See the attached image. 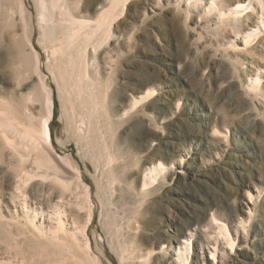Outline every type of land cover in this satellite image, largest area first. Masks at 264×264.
Instances as JSON below:
<instances>
[{
	"label": "rangeland",
	"instance_id": "rangeland-1",
	"mask_svg": "<svg viewBox=\"0 0 264 264\" xmlns=\"http://www.w3.org/2000/svg\"><path fill=\"white\" fill-rule=\"evenodd\" d=\"M24 1L33 12V43L53 90L56 150L74 159L95 192L94 179L97 174L101 177L100 168H95L90 150L84 145L81 148L73 136L74 139L67 135V102L65 95H61L62 85L58 86L61 81L59 77L54 79L51 73L54 61L39 39L41 28L35 1ZM77 1V10L84 11L83 17L90 21L111 3V0ZM221 1L226 9L234 3L248 2ZM5 2L8 1L0 0V6L4 7ZM209 2L205 0L192 8L187 16L186 6L183 3L179 6L178 0H128L122 15L113 19L109 40L105 39L97 48H88L92 76L99 74L94 77L110 80L107 97L111 100L107 101L114 124L109 133L120 160L124 159L120 189L116 186L118 190L113 188L111 192L114 204L118 203L111 206L112 210L120 212L122 223L120 242L132 232L131 248L135 256L152 255L147 264H174L172 251L184 236L190 237L193 244L189 264H264V32L246 45L243 34L257 27L260 21L257 12L243 16L240 31H235L223 24L216 13L207 15ZM3 7H0V95L21 100L19 92L32 89L39 80L37 74H32L25 89L16 90L9 34L16 27L5 22ZM18 26L16 30L21 36L22 27ZM21 39L23 44L25 38ZM258 73L262 76V97L248 92ZM148 89H154L155 95L131 108L133 98ZM160 162L174 167L151 188L143 187L144 171ZM0 183V207L10 217L13 207L5 163H0ZM44 198L41 201L47 204V196ZM248 207L254 209L255 215L239 232L242 236L239 245L234 249L226 247L223 257L212 260L210 250L216 240L207 237L206 229L211 213L222 215L228 227L231 224L233 227L238 214ZM92 226V240L99 232L107 235L99 214ZM105 246L104 263L113 259L115 264H121L110 244L105 242Z\"/></svg>",
	"mask_w": 264,
	"mask_h": 264
},
{
	"label": "bare ground",
	"instance_id": "bare-ground-1",
	"mask_svg": "<svg viewBox=\"0 0 264 264\" xmlns=\"http://www.w3.org/2000/svg\"><path fill=\"white\" fill-rule=\"evenodd\" d=\"M7 1L10 4L5 2L4 7L3 4L0 6L7 15L5 22L9 21L16 29L18 24L22 27L21 36L18 29L9 32L10 52L13 54L11 72L16 81V90H23L32 74H37L39 81L28 91H18L21 100L13 95H0V163L6 164L8 193L13 207L10 217L0 207V264H105V242L110 244L118 257L116 260L121 264L149 263L151 253L141 254L140 258L135 256L131 248L134 239L132 232H128L120 242L122 223L118 215L120 212L112 210L114 202L111 192L113 188L120 189V172L125 166L123 157L120 160L118 148L115 149V143L111 142L113 118L107 101L110 99L107 97L111 89L110 80L102 81L100 77H94L99 74L92 76L87 59L90 46L97 48L109 38L113 19L124 12L128 0H111L109 7L102 9L92 21L83 17V10H77V0H34L41 28L39 39L48 49L53 59L51 61H54V67L49 69H52L54 79L59 77L61 81L58 86L62 85L60 91L63 93H59L66 97L67 135L73 136L80 147L84 145L90 150L95 168H100L101 177L98 178L97 174L94 179L95 192L74 159L56 150L53 134L55 101L51 84L40 66V54L33 43V12L24 0ZM204 1L178 0V5L183 3L189 16L191 9ZM207 5V15L216 13L223 24L235 31H240L243 16L251 11L257 12L260 20L257 27L243 34L246 45L264 32V0L234 3L227 9L221 0H210ZM23 37L25 41L22 44L20 38L23 40ZM24 45L29 46V50ZM261 82L262 76L258 73L252 79L248 92L262 97ZM155 93L154 89H148L133 98L131 108L138 107ZM161 162L152 164L144 171L141 177L143 187L151 188V184L159 182L160 177L174 167H167ZM45 196L47 204L41 201L45 200ZM250 199H253L252 195ZM114 205L118 206V203ZM83 213L84 221L81 220ZM98 214L107 235L101 232L95 234L94 244L91 227ZM254 215V209L248 207L247 211L238 214V222L228 227L222 215L211 213L206 229L207 237L216 240L210 250L212 260L218 261L226 253V247L234 249L239 245L242 239L239 232L253 221ZM192 251L191 238L184 236L172 251L173 263L189 264ZM115 263L112 259L108 264Z\"/></svg>",
	"mask_w": 264,
	"mask_h": 264
}]
</instances>
